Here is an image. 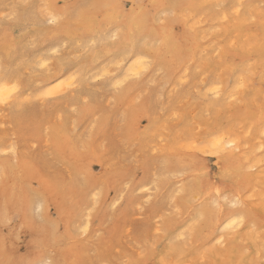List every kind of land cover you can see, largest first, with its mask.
<instances>
[{"label": "rangeland", "instance_id": "1", "mask_svg": "<svg viewBox=\"0 0 264 264\" xmlns=\"http://www.w3.org/2000/svg\"><path fill=\"white\" fill-rule=\"evenodd\" d=\"M49 1L63 6L64 23L45 16L42 0H0V66L10 68L8 82L19 83L21 93L0 102V211L10 218L0 264L30 258L39 248L35 232L23 237L52 221L68 231L45 237L47 264L64 256L66 245L84 263L143 264L148 245L153 264H264V0ZM80 12L94 16L81 26ZM123 21L150 27L152 41L142 43L151 46L160 43L159 29L170 27L168 39L190 52L186 73H168L150 52L149 66L124 79L129 38L118 41L113 32ZM59 67L62 77L46 86ZM224 134L238 142L243 165L253 158L250 181L238 177L241 189L231 194V173L205 177L201 190L211 198L201 212L193 179L168 161ZM80 160L102 189L97 204ZM70 183L78 189L71 199ZM41 201L45 209L35 211ZM221 209L244 218L198 241ZM81 212L91 214L87 231ZM217 233L221 243L212 240Z\"/></svg>", "mask_w": 264, "mask_h": 264}, {"label": "bare ground", "instance_id": "2", "mask_svg": "<svg viewBox=\"0 0 264 264\" xmlns=\"http://www.w3.org/2000/svg\"><path fill=\"white\" fill-rule=\"evenodd\" d=\"M102 2H105L106 0H101ZM233 3V0H232ZM105 5V4H104ZM62 7H56L53 8V4L49 0H42V6H41V11L45 14V16L48 17V19L51 21H59L61 20L63 23L65 22V15H62ZM108 7L104 8V11L108 13L107 11ZM67 10V9H65ZM62 12V13H61ZM94 15H87L84 14V12H80L78 14V22L81 24V26L86 25V23L89 22L90 19H92ZM124 22V21H123ZM121 23L120 25L115 26L114 29V36L120 41V38L122 37L123 34L126 33V35L129 38V45L124 49L125 53H128L127 55L132 54V62L130 63V68H126L125 71V76L124 79L132 76L139 74L141 71L145 70L149 66V62L146 60L147 57L146 55H149L150 52L153 53L154 57V62L156 66H160L163 69H165L168 73H175L179 72L181 75L186 73V68L187 64L191 61V55L190 52L186 53V49L182 47H178L175 42L172 39L169 38V29L170 27H162L158 31V35L160 36V43L157 46H151L147 42L142 43L143 40L150 39L149 42H151L152 38L147 37L146 35L150 36L151 28L145 25H142L141 23H132V31L129 29L131 27H128L131 24V21H125L124 23ZM62 23V24H63ZM68 33H74V30L71 29L70 27L67 29ZM154 33V32H152ZM146 34V35H145ZM116 48V45H114ZM186 47V46H185ZM113 51V49H112ZM43 61V60H42ZM128 66V67H129ZM0 66V102L5 101L6 99L8 100L9 98L12 99H19L20 98V91L18 89L19 83L17 82L15 85L12 86V82H8L11 78V70L10 68H7L6 66ZM235 68L238 66H234ZM63 70L59 67L57 69V72L54 71L52 75H50V78L46 80L45 85H49L52 83V81H59V79L63 75ZM105 72L104 74L107 73L106 70L102 71V73ZM76 73V72H75ZM77 75V77H76ZM74 76V75H72ZM78 72L75 74L74 77H76L75 81L72 83V78L67 80L71 84H77L80 82V77H78ZM73 77V78H74ZM15 81V80H13ZM9 83H12L11 85ZM221 81H218L217 84L221 85ZM8 85H10L8 87ZM69 86L70 83H69ZM11 87V88H10ZM211 90V89H210ZM217 89H213L214 92L217 93ZM231 114H235L234 111L231 109L229 110ZM136 115H134L135 117ZM237 116V115H235ZM230 137L233 138V136H225L224 135H219V136H212V137H207L204 139L201 143L198 144H189L187 151H191L190 153H179L176 152L175 157L171 155V159H169L168 164L169 167L171 168H176V167H182L184 171L188 174L189 178L193 179V188L197 192L198 195V201L195 205L196 208L200 209L201 212L207 207V202H210L211 194L210 192H202L201 190V183L202 180L206 177H213L215 176L216 178H223L226 173H231V178L234 180L232 181L233 183L226 187L229 188L230 193H238L241 189V184L239 181H236L238 177L242 180H244L245 184L247 185L250 181V173L249 171L253 165H251V161L253 158H249L248 156H245V161L246 164L243 165L240 160V156L238 154V142L235 141L234 139H231ZM259 144V143H258ZM261 145V144H260ZM172 165H175L172 166ZM246 168V170L244 169ZM11 171H14L15 173L19 172L17 168H10ZM77 169L85 175V180L86 182L84 183V187L87 190H91V201L94 204H97L99 200V196L103 195L102 189L100 188L99 190L94 187L95 185V175L92 173L90 170V167L85 163V161L80 160L77 164ZM231 169V170H230ZM230 170L229 172H227ZM245 170V171H244ZM211 171V172H210ZM28 173V169L25 170V174ZM78 189L76 188L75 183H70L67 186V194L70 195V199L75 197L76 192ZM119 197V196H118ZM118 197L115 196L114 201L112 200V203L115 202V200L118 199ZM237 197V196H234ZM121 199V198H120ZM15 206L10 205L13 210L16 209V206H18L17 201H12ZM44 203L37 202L33 209L35 211H41L43 208ZM72 210L78 215V203L72 201ZM24 215H27L28 212V206L27 205H22L21 206ZM224 209L216 211V214L214 216H209L205 225L204 229L206 231L199 232L196 236V239L198 241H205L208 240V235L216 233L217 229L220 227H224L222 231H224L227 227L230 225L235 226L241 219L243 220L242 215H236L230 213L228 210L223 212ZM4 212V213H3ZM26 212V213H25ZM6 211L2 210L0 211V236H4V231H5V223L10 222V218L7 215L6 219L5 217ZM14 212L11 213L13 215ZM77 215H74L75 218H77ZM91 214L89 212L83 213L81 212L79 214L80 218H84L81 228L84 231H87L90 228L91 225ZM27 218V217H26ZM74 222V223H73ZM76 221H72V223L68 224L69 227H73L75 225ZM12 226L9 225V235L13 233L14 231L12 230ZM79 228V226H78ZM67 229V226L62 225L58 221H52V222H46L44 224H41L36 227L35 231L31 232L29 235L24 236V240H28V236H33L34 232L36 235V240H35V245L39 248L38 250L30 257L26 259H22L20 257V260L16 264H47L46 260L47 258H43L41 255L40 247L41 244L44 242V239L47 235H52L58 237V239H61L62 234L65 233ZM196 233V232H195ZM59 234V235H58ZM7 235V234H6ZM19 235V234H18ZM20 236V235H19ZM216 242L221 243L224 240V235L223 233H217L213 236V239ZM145 254H144V259H143V264H153L152 263V251L151 248L148 245L144 246ZM61 256V255H60ZM57 257L55 260V264H60L61 261L63 264H106L104 261L100 262H87L84 263L83 261L79 260L76 255L73 253L72 248H70L69 245H66L65 249V254L64 256L62 255L61 257Z\"/></svg>", "mask_w": 264, "mask_h": 264}]
</instances>
